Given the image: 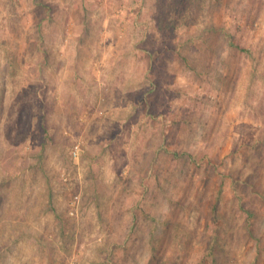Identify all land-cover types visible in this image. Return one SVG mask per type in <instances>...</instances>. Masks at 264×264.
Here are the masks:
<instances>
[{
    "label": "rangeland",
    "instance_id": "374dc122",
    "mask_svg": "<svg viewBox=\"0 0 264 264\" xmlns=\"http://www.w3.org/2000/svg\"><path fill=\"white\" fill-rule=\"evenodd\" d=\"M0 264H264V0H0Z\"/></svg>",
    "mask_w": 264,
    "mask_h": 264
},
{
    "label": "built area",
    "instance_id": "2783aa9c",
    "mask_svg": "<svg viewBox=\"0 0 264 264\" xmlns=\"http://www.w3.org/2000/svg\"><path fill=\"white\" fill-rule=\"evenodd\" d=\"M81 153V146L79 143H75L71 150H70V156L73 158V159H77L79 157V154Z\"/></svg>",
    "mask_w": 264,
    "mask_h": 264
}]
</instances>
